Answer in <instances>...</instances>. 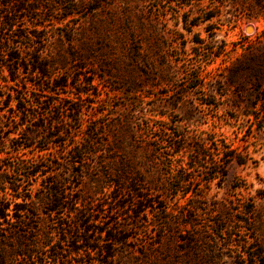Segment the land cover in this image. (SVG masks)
I'll use <instances>...</instances> for the list:
<instances>
[{"label":"rangeland","instance_id":"374dc122","mask_svg":"<svg viewBox=\"0 0 264 264\" xmlns=\"http://www.w3.org/2000/svg\"><path fill=\"white\" fill-rule=\"evenodd\" d=\"M39 3L54 8L53 13L42 8L34 22L44 26L40 35L48 40L46 54L52 58L81 54L84 39L94 44L93 30L102 39L101 68L91 59L70 60L66 67L72 84L67 90L69 98L82 93V102H78L82 129L96 130V139L106 144L128 118L144 135L142 145H150L151 155L155 150L162 154L154 174L159 190L149 197L160 205L139 219L121 222L129 229L123 233L128 240L116 249V264H141L145 254L153 256L147 264H163L165 257H211L213 264H243V258L253 252L264 256V0ZM75 8L77 15L62 19L66 10ZM247 28L251 30L245 32ZM131 82L141 84L136 103L120 89ZM73 102L51 109L47 120L55 119L61 109L78 108ZM69 125L76 127L73 122ZM81 133L75 134L78 140ZM20 137L3 149L2 166L9 173L17 167V158L37 160V148L44 145L42 134L33 126ZM183 143L197 148L183 150L181 169L169 176L167 170L174 166L170 148ZM68 150L50 149L41 160L43 166L63 176L64 167L79 162L72 160ZM85 163L91 164L87 159ZM222 164L224 177L218 167ZM138 172L146 175L142 168ZM94 189L87 175L82 194L96 199ZM202 233L208 242L191 246L179 241Z\"/></svg>","mask_w":264,"mask_h":264},{"label":"trees","instance_id":"16d2710c","mask_svg":"<svg viewBox=\"0 0 264 264\" xmlns=\"http://www.w3.org/2000/svg\"><path fill=\"white\" fill-rule=\"evenodd\" d=\"M39 1L0 0V264H50L51 258V264H116V249L128 240L123 233L129 229L123 228L121 222L139 219L160 205L149 197L159 190L154 174L161 165L162 154L155 150L151 155L150 145H142L144 135L136 131L128 118L106 144L96 139L99 136L96 130L89 126L82 129L83 112L78 105L82 93L69 98L67 90L72 84L66 67L70 60L91 59L96 68H101L102 39L93 30L94 44L84 39L80 43L81 54L73 52L70 59L62 54L53 58L47 55L48 40L40 35L44 26L34 23L35 14L42 8L53 13L54 8L47 9ZM64 13L62 19L78 14L76 8ZM19 23L23 24L22 28ZM124 85L120 89L134 103L138 102L141 84ZM74 99L78 108L61 109L55 119L47 120V112ZM71 122L76 123L75 128L70 127ZM31 126L43 136L44 145L37 148L40 155L35 161L17 158V167L9 173V168L2 166L4 146L17 142ZM78 132L82 134L81 140L75 136ZM60 147L69 148L72 160H79L64 167L67 172L63 176L41 162L50 149ZM194 147H185L183 143L179 148H170L174 166L168 168L167 175L177 174L182 151ZM101 148L105 151L100 154ZM86 159L91 164L85 163ZM94 159L100 163L93 162ZM75 165L81 169L75 170ZM218 167L220 176L224 177L225 164ZM139 168L146 175H141ZM87 175L92 177L96 199L82 194ZM193 236L194 239L179 241L191 246L208 242L203 233ZM161 252L165 257L164 246ZM61 255H66L65 259H60ZM85 257L90 258L80 261ZM150 257L152 254H145L140 263L147 264L153 260ZM71 258L76 262H69ZM162 262L215 263L211 257L202 260L165 257ZM243 264H264V256L259 251L253 252L243 258Z\"/></svg>","mask_w":264,"mask_h":264},{"label":"water","instance_id":"95a60500","mask_svg":"<svg viewBox=\"0 0 264 264\" xmlns=\"http://www.w3.org/2000/svg\"><path fill=\"white\" fill-rule=\"evenodd\" d=\"M251 29L250 28H247L246 30H245V32H249Z\"/></svg>","mask_w":264,"mask_h":264}]
</instances>
